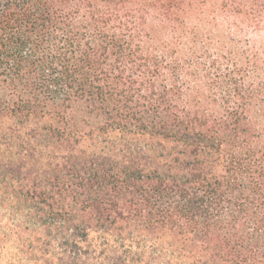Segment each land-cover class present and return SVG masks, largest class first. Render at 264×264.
Returning <instances> with one entry per match:
<instances>
[{
  "label": "trees",
  "instance_id": "16d2710c",
  "mask_svg": "<svg viewBox=\"0 0 264 264\" xmlns=\"http://www.w3.org/2000/svg\"><path fill=\"white\" fill-rule=\"evenodd\" d=\"M9 244L16 264H264V0H0Z\"/></svg>",
  "mask_w": 264,
  "mask_h": 264
},
{
  "label": "rangeland",
  "instance_id": "374dc122",
  "mask_svg": "<svg viewBox=\"0 0 264 264\" xmlns=\"http://www.w3.org/2000/svg\"><path fill=\"white\" fill-rule=\"evenodd\" d=\"M17 250L13 245H0V264H16Z\"/></svg>",
  "mask_w": 264,
  "mask_h": 264
}]
</instances>
